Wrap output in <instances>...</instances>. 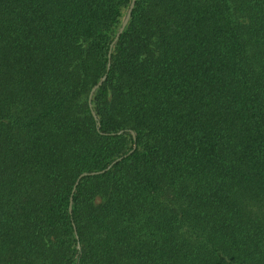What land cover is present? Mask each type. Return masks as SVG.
Segmentation results:
<instances>
[{
    "label": "trees",
    "instance_id": "16d2710c",
    "mask_svg": "<svg viewBox=\"0 0 264 264\" xmlns=\"http://www.w3.org/2000/svg\"><path fill=\"white\" fill-rule=\"evenodd\" d=\"M131 1L0 0V264H264V0Z\"/></svg>",
    "mask_w": 264,
    "mask_h": 264
},
{
    "label": "water",
    "instance_id": "95a60500",
    "mask_svg": "<svg viewBox=\"0 0 264 264\" xmlns=\"http://www.w3.org/2000/svg\"><path fill=\"white\" fill-rule=\"evenodd\" d=\"M133 5H134V0L131 1V5H130L128 11H127V14H126L125 18L123 19V22H122V24H121V27L119 28V33L123 30L124 26H125L126 23H127L128 18H129V16H130L131 8H132ZM119 33H117L116 37L118 36Z\"/></svg>",
    "mask_w": 264,
    "mask_h": 264
}]
</instances>
